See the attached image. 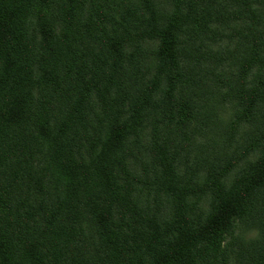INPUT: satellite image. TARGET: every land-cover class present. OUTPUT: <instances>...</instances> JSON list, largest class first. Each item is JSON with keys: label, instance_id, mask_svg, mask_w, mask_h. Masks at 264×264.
<instances>
[{"label": "trees", "instance_id": "trees-1", "mask_svg": "<svg viewBox=\"0 0 264 264\" xmlns=\"http://www.w3.org/2000/svg\"><path fill=\"white\" fill-rule=\"evenodd\" d=\"M263 7L0 0V264H264Z\"/></svg>", "mask_w": 264, "mask_h": 264}, {"label": "rangeland", "instance_id": "rangeland-1", "mask_svg": "<svg viewBox=\"0 0 264 264\" xmlns=\"http://www.w3.org/2000/svg\"><path fill=\"white\" fill-rule=\"evenodd\" d=\"M264 9V7H263ZM264 21V18H263ZM223 41L225 40V37H222ZM221 53H225V52H221ZM230 60H234L233 56H230L228 58H226V61H230ZM238 64L235 62L233 64H228L226 63L224 65V67H218L217 71H223L226 70L227 68L229 69L228 71H233L235 69H237ZM233 111V104L229 103L228 100H225L224 103L222 104V106L217 110L218 115L215 114L214 118L215 120L218 122L217 126H215V128L211 131L208 132L207 137L204 138V142L199 145V143H201L203 141V139L201 137H199L198 135H188L187 138H184V136L179 137V138H171L169 137L168 140H166V142H163L164 149H166V147L169 146V148H171V150H173V146L177 141H180L181 143H183L185 140H189V144H187L185 146V148H182V146L180 145L179 148V155L182 158L183 157V161H189L191 162V160H186L185 154L186 151L189 147L190 144L196 145V150H197V154L200 152L201 149H199L200 147L203 148V150L205 152H209L212 154H223V144L227 142V149H231L234 145H236V143L241 142L245 137H246V133L247 130H251L250 127H248L247 129L242 126V127H236L231 135L225 140V138L221 135V131L220 129L226 124V121H228L230 114ZM193 153V149L190 150V154ZM253 153H256V150L253 151ZM192 158V155H189ZM239 232L241 233V236L243 238H251L257 235L258 233V227L256 225H248L243 227L241 230L238 228L237 229V234L239 235Z\"/></svg>", "mask_w": 264, "mask_h": 264}]
</instances>
